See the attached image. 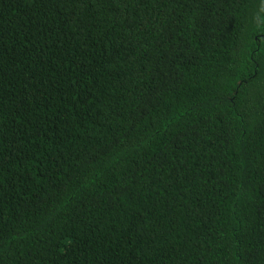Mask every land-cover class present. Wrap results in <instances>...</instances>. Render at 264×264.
<instances>
[{
    "label": "trees",
    "instance_id": "1",
    "mask_svg": "<svg viewBox=\"0 0 264 264\" xmlns=\"http://www.w3.org/2000/svg\"><path fill=\"white\" fill-rule=\"evenodd\" d=\"M0 264H264V0H0Z\"/></svg>",
    "mask_w": 264,
    "mask_h": 264
}]
</instances>
